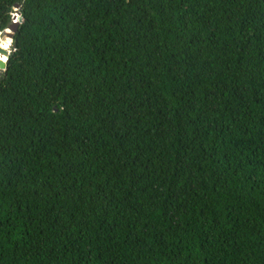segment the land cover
Segmentation results:
<instances>
[{
	"label": "trees",
	"instance_id": "16d2710c",
	"mask_svg": "<svg viewBox=\"0 0 264 264\" xmlns=\"http://www.w3.org/2000/svg\"><path fill=\"white\" fill-rule=\"evenodd\" d=\"M17 5L0 264H264V0Z\"/></svg>",
	"mask_w": 264,
	"mask_h": 264
},
{
	"label": "water",
	"instance_id": "95a60500",
	"mask_svg": "<svg viewBox=\"0 0 264 264\" xmlns=\"http://www.w3.org/2000/svg\"><path fill=\"white\" fill-rule=\"evenodd\" d=\"M15 10L17 11V15L16 16H13V20H12V23L11 25L9 26V29H11V36L13 38H15L17 32L19 31V28L23 22V17H22V14H21V7L19 5H17L15 7ZM1 42V40H0ZM13 42H14V39H13ZM13 49H14V46H13ZM12 54V52L8 51V62H9V59H10V55ZM8 62H4V61H0V73L4 74L6 73L7 71V68H8Z\"/></svg>",
	"mask_w": 264,
	"mask_h": 264
},
{
	"label": "snow or ice",
	"instance_id": "6c2138e0",
	"mask_svg": "<svg viewBox=\"0 0 264 264\" xmlns=\"http://www.w3.org/2000/svg\"><path fill=\"white\" fill-rule=\"evenodd\" d=\"M13 37L11 36V29L6 28L3 31H0V61L8 62V49L13 45ZM9 42H11L9 44Z\"/></svg>",
	"mask_w": 264,
	"mask_h": 264
},
{
	"label": "rangeland",
	"instance_id": "374dc122",
	"mask_svg": "<svg viewBox=\"0 0 264 264\" xmlns=\"http://www.w3.org/2000/svg\"><path fill=\"white\" fill-rule=\"evenodd\" d=\"M17 11L15 10V14H14V16H16L17 15V13H16ZM13 51V46L11 47V49H10V52H12ZM2 74L0 73V76H1Z\"/></svg>",
	"mask_w": 264,
	"mask_h": 264
}]
</instances>
